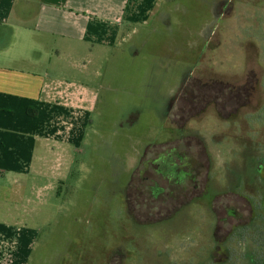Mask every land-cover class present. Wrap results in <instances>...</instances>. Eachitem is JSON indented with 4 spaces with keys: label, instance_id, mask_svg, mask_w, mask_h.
I'll use <instances>...</instances> for the list:
<instances>
[{
    "label": "rangeland",
    "instance_id": "1",
    "mask_svg": "<svg viewBox=\"0 0 264 264\" xmlns=\"http://www.w3.org/2000/svg\"><path fill=\"white\" fill-rule=\"evenodd\" d=\"M159 7L148 26L135 25L94 64L52 72L96 88V96L81 143L58 157L54 191L39 199L17 264H254L264 255V0H161ZM247 64L256 71L240 78ZM198 73L245 85L236 99L177 128L169 105L188 78L202 79ZM173 153L204 165L197 189L189 186L193 199L171 207L145 191L139 196L151 207H136L134 175L150 158ZM230 208L251 219L225 240L237 224Z\"/></svg>",
    "mask_w": 264,
    "mask_h": 264
},
{
    "label": "crops",
    "instance_id": "2",
    "mask_svg": "<svg viewBox=\"0 0 264 264\" xmlns=\"http://www.w3.org/2000/svg\"><path fill=\"white\" fill-rule=\"evenodd\" d=\"M160 3L0 0V264L23 262L39 219V199L54 191L50 181L59 172L58 157L81 143L95 101L96 88L54 79L52 72L61 65L71 70L94 64L103 50L134 32L135 25L148 26L159 16ZM252 67L247 64L239 77L248 79L247 73L256 71ZM198 77L202 79L188 78L194 86L186 106L175 103L176 108L168 109L167 117L177 128L211 105L215 109L236 99L245 85ZM199 81L206 87L200 90ZM224 87L231 89L230 95L223 93ZM209 97V105L193 112L191 104H205Z\"/></svg>",
    "mask_w": 264,
    "mask_h": 264
},
{
    "label": "flooded vegetation",
    "instance_id": "3",
    "mask_svg": "<svg viewBox=\"0 0 264 264\" xmlns=\"http://www.w3.org/2000/svg\"><path fill=\"white\" fill-rule=\"evenodd\" d=\"M188 81L189 79H187L183 83L176 98L170 103L169 109L175 103L179 105L180 108H182V106H186L184 104H186L185 102H187L188 98L191 95H193V89H191V87L194 86L193 82H191V85L187 89H185L186 88L185 86L188 85ZM210 99L212 98L209 97V101H206L205 104H202V105L191 104V108L193 110L195 109L199 110L201 106L209 105L211 102ZM186 117L187 115L185 114L183 118H186ZM181 128H183V126ZM193 138L194 137H183L181 141L183 142L186 139H193ZM150 159H151L150 161H146V163H143L144 167L143 169L140 170V172L138 171L139 172L138 174L135 173L136 175H134L133 181L130 186L132 195L134 197V199L132 198V202H135L136 207L138 206H144L148 208L151 207V205L144 204V201H147V199L145 200V197L144 198L140 197L145 191L146 192L148 191L150 193L149 197L151 198L149 197L147 198L150 199L151 201H156L155 199L158 196H163V195L166 196L163 199L165 204L169 205L173 203L171 205V207H173L175 205V202L178 203L179 201H181V198H185L191 195L193 190L190 192L189 186L193 187L194 189H197L198 177H200V175L203 173L204 165L203 163H200L198 160H196L195 157L190 158V157H186L182 155L181 153H173L172 155L164 154L163 156H159L155 158L153 157ZM150 164L153 165L154 168L150 169L148 166ZM165 186L166 187L168 186L169 189L168 190L165 189ZM229 194L232 195L233 193H229ZM236 195H237L236 196L237 203L234 204V206L238 208V206L243 205V204H240L242 203L241 202L242 197H240L239 194H236ZM192 199H193V195H191L188 201H191ZM251 211L252 210H250V214H251ZM159 212L160 210H157V214H159ZM148 213L145 212L144 215L147 216ZM227 213L228 215H230V217L235 222H237V224L229 225L228 231L226 230L225 233L223 234L222 239H225V240L227 239L229 235H231V232L235 227H238V226L247 227L251 219L247 217L245 218L240 214L238 215L233 208H230L229 210H227ZM223 223L226 224L227 222L224 221ZM225 240H222V241H225Z\"/></svg>",
    "mask_w": 264,
    "mask_h": 264
},
{
    "label": "trees",
    "instance_id": "4",
    "mask_svg": "<svg viewBox=\"0 0 264 264\" xmlns=\"http://www.w3.org/2000/svg\"><path fill=\"white\" fill-rule=\"evenodd\" d=\"M254 264H264V255L256 257Z\"/></svg>",
    "mask_w": 264,
    "mask_h": 264
}]
</instances>
